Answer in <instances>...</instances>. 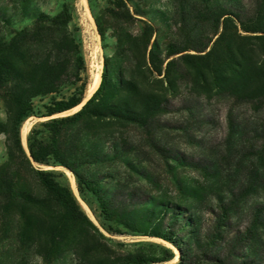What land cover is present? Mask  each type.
<instances>
[{
	"label": "rangeland",
	"instance_id": "obj_1",
	"mask_svg": "<svg viewBox=\"0 0 264 264\" xmlns=\"http://www.w3.org/2000/svg\"><path fill=\"white\" fill-rule=\"evenodd\" d=\"M206 2L238 14L243 20L253 17L257 7V0H0V39L5 41L36 26L56 29L48 22H39V15L52 18L63 9L70 14L66 26L43 36H47L45 45L33 41L24 47L29 62L24 68L27 75L37 61L53 58L50 41L61 45L60 59L66 64L56 91L34 98L33 114L20 125L23 146L21 127L29 123L23 146L26 153L27 136L33 128L44 131L40 123L76 112L41 117L46 107L75 100L81 93L85 98L93 73L98 71L101 81L106 59L110 84L120 70L126 79L140 81L144 91H159L165 101V112L155 114L145 130L114 121H102L89 129L94 134L91 146L103 152L105 159L76 169L98 182L118 209L117 222L104 220L96 198L88 191L79 192L71 171L58 163L35 164L50 171L70 192L82 217L74 219L32 179L23 180V187L46 198L49 207L22 208L28 225L23 244L16 236L19 224L13 221L12 232L0 239V264H115L128 254L166 259L151 264H264L261 57L255 54L247 59L245 74L253 84L243 90L235 88L232 79L216 78L206 69L194 70L180 58L183 54L197 55L195 51L170 57L174 65L169 75L164 74L166 61L160 76L142 67L154 45L160 59H164L170 44L179 48L212 45L221 26L215 17L201 16ZM147 26L153 28L154 34L143 58L140 35ZM249 48L244 47L246 51ZM254 85L258 90L248 94ZM4 93L0 90L3 123L11 107ZM6 160V137L0 134V165ZM219 199L233 207L229 216L221 219V228L216 222L220 216ZM149 212L155 216L164 213L161 227L179 238L182 260L170 243L145 232L150 228H136L135 221ZM182 218L188 223L184 224Z\"/></svg>",
	"mask_w": 264,
	"mask_h": 264
},
{
	"label": "trees",
	"instance_id": "obj_2",
	"mask_svg": "<svg viewBox=\"0 0 264 264\" xmlns=\"http://www.w3.org/2000/svg\"><path fill=\"white\" fill-rule=\"evenodd\" d=\"M204 7L206 15L204 13L201 16L215 17V22L221 26V32L209 48L207 46L179 48L170 44L165 48L164 59H160L155 52L156 46L154 45L148 52L147 63H144L142 67L145 68V72L160 76L162 65L166 61L164 74L169 75L174 65L172 60H168L170 57L195 51L197 55L183 54L180 55V58L194 70L206 69L216 78L232 79L234 87L243 90L244 86L253 84L252 79L246 75L247 73L245 74L247 59L257 54L261 57V65L264 67V0H257L253 17L246 20L220 6L211 7L208 2ZM37 20L48 22L56 29L36 26L31 31H20L9 41L0 39V90H4V94L11 103V107L7 111L6 122H0V134H4L6 137L7 149V160L0 165V239L4 240L8 237L12 232L13 221L14 223L16 221L19 224L16 236L22 244L28 226L22 208L24 206L49 207L46 204V198L37 197L33 191L23 187L25 179H32L37 183L49 199L61 204L74 219L82 217L70 192L54 179L50 171H43L35 167V164L49 166L58 163L71 171L77 181L79 192L88 191L96 198L104 220L109 223L117 222L118 209L103 193L98 182L93 177L76 169L80 165L97 164L105 159L103 152L91 146L90 140L94 138V134L90 133L89 129L95 128L97 123L102 121H114L121 125H134L145 130L155 114L165 112L163 107L165 101L159 91H144L140 81L135 83L132 79H126L122 71L119 70L113 75L114 81L110 84L106 59L103 63L104 70L101 74L100 84L82 108L72 115L51 118L40 123L39 126L44 131L33 128L27 136L26 153L19 137L20 125L26 117L33 114L32 100L34 98L56 91L64 75L66 64L60 59L61 45L50 41L53 45L52 51L55 53L53 58L48 56L45 60L37 61L33 65L31 73L27 75L24 68L29 66V62L24 47L26 43L33 41L45 45L47 36L46 38L43 36L55 33L61 27L66 26L70 21V14L67 9H63L52 18L39 15ZM239 31L249 36H242ZM43 32L45 33L43 34ZM153 34V28L147 26L140 35V39L144 43L143 58ZM100 35L103 37L102 33ZM237 40L241 42V45L237 44ZM253 41L256 44H250ZM71 44L69 41L68 45ZM245 46L250 48L246 51ZM50 53L49 50L48 54L50 55ZM241 60L244 64L241 63ZM244 78H249V80L245 81ZM107 89L113 91H106ZM249 90L251 92L247 93L253 94L258 90V86L254 85ZM83 100L84 96L81 93L80 97L75 100L52 103L54 107H46V112L41 117L50 118L55 114L63 113L80 105ZM72 151H75L74 155L69 158L68 154H71ZM230 203L233 202L230 201ZM217 208L220 211V216L216 215V222L221 228L224 226L220 222L221 219L227 218L233 207L227 205L224 199H219ZM177 210L181 211V209ZM164 216V213L161 212L157 216L153 212L144 214L135 221L136 228L138 230H141L140 228L143 226L150 228V231L145 232L170 243L179 251L180 260H182L179 238L176 237V234L161 227ZM178 216H180L179 213ZM182 222L185 224L188 223V220L182 218ZM89 225L94 228L90 223ZM168 258L170 259L171 255ZM165 260L128 254L119 258L115 264H151Z\"/></svg>",
	"mask_w": 264,
	"mask_h": 264
},
{
	"label": "bare ground",
	"instance_id": "obj_3",
	"mask_svg": "<svg viewBox=\"0 0 264 264\" xmlns=\"http://www.w3.org/2000/svg\"><path fill=\"white\" fill-rule=\"evenodd\" d=\"M85 0H82V2H84ZM100 70V69H99ZM100 82V73L97 71L95 73H93L92 77H91V81L86 89V92H85V98L83 100V102L76 106L75 108L67 111V112H64L62 114H59L60 116H63V115H68V114H71L75 111H77L78 109H80V107L83 105V103H85V101L92 95V93L97 89L98 87V84ZM30 120V119H29ZM31 123V122H30ZM29 129V123H24L22 124V127H21V138H22V143L25 145V137H26V134H27V131ZM23 145V146H24ZM72 185V189L74 190V192L76 193V190H75V186H74V182L71 183ZM84 205V204H83ZM84 208V207H83ZM85 209V208H84ZM87 209V208H86ZM88 214V213H87ZM91 218V217H90ZM93 220V219H92Z\"/></svg>",
	"mask_w": 264,
	"mask_h": 264
},
{
	"label": "water",
	"instance_id": "obj_4",
	"mask_svg": "<svg viewBox=\"0 0 264 264\" xmlns=\"http://www.w3.org/2000/svg\"><path fill=\"white\" fill-rule=\"evenodd\" d=\"M98 86H99V85H98ZM97 88H98V87H97ZM96 90H97V89H96ZM96 90H95V91H96ZM95 91H94V92H95ZM94 92H93V93H94ZM93 93H92V94H93ZM91 96H92V95H91ZM91 96H90V97H91ZM90 97H89V98H90ZM89 98H88V99H89ZM88 99H87V100H88ZM87 100H86V101H87ZM86 101H85V102H86ZM84 104H85V103H83V105H84ZM83 105H82V106H83ZM76 112H77V111H76ZM76 112H75V113H76ZM73 114H74V113H73Z\"/></svg>",
	"mask_w": 264,
	"mask_h": 264
}]
</instances>
